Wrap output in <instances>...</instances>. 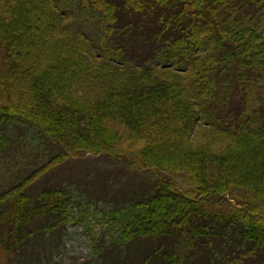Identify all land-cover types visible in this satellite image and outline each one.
<instances>
[{
  "label": "trees",
  "instance_id": "obj_1",
  "mask_svg": "<svg viewBox=\"0 0 264 264\" xmlns=\"http://www.w3.org/2000/svg\"><path fill=\"white\" fill-rule=\"evenodd\" d=\"M199 124L233 141L192 148ZM73 158L153 182H40ZM102 200L118 245L85 264H264V0H0V250L41 264Z\"/></svg>",
  "mask_w": 264,
  "mask_h": 264
},
{
  "label": "rangeland",
  "instance_id": "obj_2",
  "mask_svg": "<svg viewBox=\"0 0 264 264\" xmlns=\"http://www.w3.org/2000/svg\"><path fill=\"white\" fill-rule=\"evenodd\" d=\"M17 126L19 125L17 124ZM20 128L21 130L26 129V127L22 126H20ZM192 130L193 131H190V134L187 136L188 138L183 140L185 144L192 148H212L216 150L215 152L221 153L223 148H226V146L233 141L229 140V143H225V145L221 142L218 143L216 132L210 127H204L201 124ZM28 131L32 132L29 129ZM239 143L244 144L245 142L240 140ZM117 144V147L124 150L125 153L135 154L137 156L150 150V144L146 141L138 140V138H136V140H131L126 136V139L121 140ZM227 150L230 151L231 148ZM55 168L50 169L46 175L40 179V182L42 183L41 180L49 178L48 181L50 183L51 181L57 182L63 180L67 183V187L72 189L77 197L81 195L82 198L89 197V195H93L97 192L96 189L101 183L103 174H108L109 172L112 173V176L110 175L109 185H113L112 188L115 190L120 187L123 188L126 183L127 185L140 187L149 186L153 182V177L150 178L147 175L137 174L140 173V171L136 173L123 162L113 160L107 161L105 159H100L97 161H81L80 159L75 160L73 158L61 164L56 170H54ZM53 173H58V175H52ZM115 174L120 176L118 181L113 177ZM113 178H115V180ZM112 181L113 183H111ZM180 183L183 184V181L181 180ZM75 184H77V187ZM127 185L126 189L128 188ZM75 188H78V192ZM79 190L83 193H79ZM89 198L94 199L92 197ZM95 200L96 199L92 200V202L97 201ZM115 200H117L118 203L119 196H117ZM80 203V206H82L81 209H74L72 207V210L69 209L70 213L72 211L73 214H71L70 218L67 220L65 231L62 236L58 238L60 242L58 248L49 251L48 253H51L52 257L48 260L41 261V264H85L92 261L93 256L91 253H97L96 249L101 245V243L97 241L98 238H96L95 235L97 233H99L98 235H100V237L103 234L106 235L105 240L109 241L106 246L112 245L115 247L118 245V242L113 240V238H115L119 232V225L117 221L110 223V221L107 220L108 217H106V214L110 212L114 202L102 200V202L92 204H86L84 201ZM208 207L211 210L216 209L223 211L226 205L209 202ZM77 213L84 217L83 221L75 218ZM114 247L107 253H112V256H115L113 253L118 252ZM12 257L15 258L14 253H9L7 255L3 250H0V264H10L9 260H12ZM13 261L16 263L18 259L15 258Z\"/></svg>",
  "mask_w": 264,
  "mask_h": 264
}]
</instances>
